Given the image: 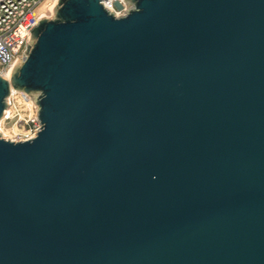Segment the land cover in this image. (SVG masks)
I'll return each mask as SVG.
<instances>
[{
	"label": "water",
	"instance_id": "95a60500",
	"mask_svg": "<svg viewBox=\"0 0 264 264\" xmlns=\"http://www.w3.org/2000/svg\"><path fill=\"white\" fill-rule=\"evenodd\" d=\"M138 6L60 0L0 76L47 124L0 140V264H264V0Z\"/></svg>",
	"mask_w": 264,
	"mask_h": 264
},
{
	"label": "clouds",
	"instance_id": "9594fccd",
	"mask_svg": "<svg viewBox=\"0 0 264 264\" xmlns=\"http://www.w3.org/2000/svg\"><path fill=\"white\" fill-rule=\"evenodd\" d=\"M46 2L51 6V15L48 18L55 20L57 5L60 0H46ZM99 3L117 21L121 17H129L133 12L142 11L138 6L140 0H119L120 10H115L112 0H99ZM11 71L10 69L9 74L3 79H10ZM43 94L39 89L29 90L26 93L17 92L14 89L10 90L8 96L3 100V107L0 108V140L19 145L28 143V141H35L36 137L46 130L45 125L47 124L42 119L40 107L44 101L41 100ZM5 121H13V123L6 126ZM29 122L33 127H25ZM152 179H157V176L153 175Z\"/></svg>",
	"mask_w": 264,
	"mask_h": 264
},
{
	"label": "built area",
	"instance_id": "2783aa9c",
	"mask_svg": "<svg viewBox=\"0 0 264 264\" xmlns=\"http://www.w3.org/2000/svg\"><path fill=\"white\" fill-rule=\"evenodd\" d=\"M45 3L46 0H0V76H7L17 60H24L31 31L42 18H47L39 12ZM112 3L115 10H120L119 0ZM46 9L51 11V6ZM25 127L33 125L29 122Z\"/></svg>",
	"mask_w": 264,
	"mask_h": 264
},
{
	"label": "rangeland",
	"instance_id": "374dc122",
	"mask_svg": "<svg viewBox=\"0 0 264 264\" xmlns=\"http://www.w3.org/2000/svg\"><path fill=\"white\" fill-rule=\"evenodd\" d=\"M47 7L50 8V5L48 4ZM44 14H46V16H47V18H48V17L51 15V11H48V9H46V10L44 11ZM12 123H13V121H12V122H11V121H10V122H5V125H6V126H10ZM21 125H22V124H21Z\"/></svg>",
	"mask_w": 264,
	"mask_h": 264
},
{
	"label": "bare ground",
	"instance_id": "6f19581e",
	"mask_svg": "<svg viewBox=\"0 0 264 264\" xmlns=\"http://www.w3.org/2000/svg\"><path fill=\"white\" fill-rule=\"evenodd\" d=\"M47 5H48L47 3L43 4V5L41 6V8L39 9V12H40V13H43V12L46 10Z\"/></svg>",
	"mask_w": 264,
	"mask_h": 264
}]
</instances>
